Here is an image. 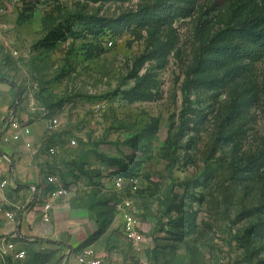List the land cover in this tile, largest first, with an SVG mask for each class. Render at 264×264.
Returning a JSON list of instances; mask_svg holds the SVG:
<instances>
[{"label":"rangeland","instance_id":"rangeland-1","mask_svg":"<svg viewBox=\"0 0 264 264\" xmlns=\"http://www.w3.org/2000/svg\"><path fill=\"white\" fill-rule=\"evenodd\" d=\"M156 1L0 0V142L10 113L57 117L55 142L92 147L99 176L127 166L151 237L136 252L113 233L130 264H264V48L230 32L249 17L237 2L262 13L264 0L200 1L172 27L138 26ZM86 184L96 214L117 212L109 183Z\"/></svg>","mask_w":264,"mask_h":264},{"label":"crops","instance_id":"crops-1","mask_svg":"<svg viewBox=\"0 0 264 264\" xmlns=\"http://www.w3.org/2000/svg\"><path fill=\"white\" fill-rule=\"evenodd\" d=\"M28 125L32 128L29 137L20 141L8 139L0 142V151L11 157V163L0 166V183L8 181L0 188V246L8 243L14 245L13 251L0 257V263L6 264L5 258L11 257L20 264L14 253L25 250L28 264H40L43 258L50 264H80L76 256L85 246L93 245L98 254L107 253L113 264H130L131 253L127 257V252L110 251L117 245L113 233L119 230L124 234L119 205L124 199L131 198L145 234L148 229L141 221L144 212L142 199L128 196L133 194L130 192L117 191L114 180L118 175H114L111 183L108 177L99 176L97 170H102V174L109 170L93 158L92 147L82 151V148L75 146L74 139L69 143H56L53 132L46 131V123L33 122ZM5 128L6 124L3 131ZM27 142L31 143L30 147ZM51 146H58L57 154L48 153ZM51 175H58L65 185L73 188L69 197L49 199V191L55 187L47 180ZM91 178L106 186L109 183L120 198L113 222L98 238H94L100 227L98 214L86 201L87 196L83 191ZM47 200H51L52 205L48 222L43 219V205ZM7 213H11V216ZM146 218L149 220L151 217ZM111 233L112 239L109 237ZM150 244L151 241H147L144 250Z\"/></svg>","mask_w":264,"mask_h":264},{"label":"built area","instance_id":"built-area-1","mask_svg":"<svg viewBox=\"0 0 264 264\" xmlns=\"http://www.w3.org/2000/svg\"><path fill=\"white\" fill-rule=\"evenodd\" d=\"M112 45L113 41H109ZM61 122L59 118L55 117L49 119L46 122V131L52 132L60 126ZM4 133L7 134L5 140L11 139L13 141H20L24 137H29L32 134V128L30 125L23 123L17 116L10 113L7 117L6 128ZM27 146H31L30 142H27ZM48 153L50 155H55L58 153V146H51L48 148ZM4 163H11V157L8 153L0 151V166ZM50 184L55 185L54 188L49 191V199L54 200L58 198H67L72 192L73 188L65 185L58 175H51L47 178ZM7 180L0 183V188L7 184ZM114 187L117 191L125 193L130 192L135 194L141 187L140 180L136 176L123 177L118 176L114 180ZM51 200L45 201L43 205V219L44 221H50V210H51ZM11 216V213H7ZM119 215L123 222V231L128 241L131 243L133 250L136 252H141L145 248V243L151 241L141 230V222L137 216V210L134 208V200L131 198H126L119 205ZM14 245L11 243L5 246H0V257L8 253V251H13ZM15 259L20 261V264H28L25 259L27 253L25 250H19L14 253ZM76 260L80 264H113L107 253H102L101 255L97 253L93 245L85 246L80 253L76 256ZM43 264H50L45 262Z\"/></svg>","mask_w":264,"mask_h":264},{"label":"trees","instance_id":"trees-1","mask_svg":"<svg viewBox=\"0 0 264 264\" xmlns=\"http://www.w3.org/2000/svg\"><path fill=\"white\" fill-rule=\"evenodd\" d=\"M200 1H205L209 4H215L213 0H190L185 2V7L178 9L176 5H173L172 0H158L153 5L142 7L139 13L141 19H139L138 26L147 29H162L165 27H172L178 16L182 18H187L193 14L199 5ZM263 2V1H262ZM232 3L231 0H225V6H229ZM236 10H239L243 14L249 15L248 18H245L240 25L236 27H231L230 32L236 38L242 37L249 40L257 42L261 47L264 48V10L262 13H259L255 10H250L248 6L242 5L241 2H237L235 5ZM100 20V19H99ZM102 20V19H101ZM106 26V25H103ZM102 26V27H103ZM70 30V29H69ZM70 32V31H69ZM236 55L233 58L232 63L237 62V60L243 56V48L241 45L235 44ZM123 173V177H132L135 176L130 174L129 171L125 173L124 169H128L127 166L120 167ZM118 202L116 203L117 207ZM116 213V209L111 213V216L107 217V214L104 212L98 213V220L100 222V227L98 232L95 234V238L101 236L104 232L107 231L108 227L112 223V218ZM105 215L107 218H105ZM47 262L44 258L41 260L40 264Z\"/></svg>","mask_w":264,"mask_h":264}]
</instances>
